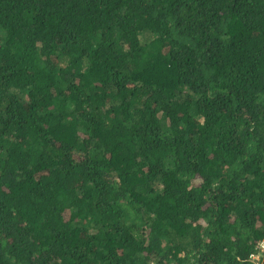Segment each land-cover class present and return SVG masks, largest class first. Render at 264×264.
Masks as SVG:
<instances>
[{
	"label": "trees",
	"instance_id": "obj_1",
	"mask_svg": "<svg viewBox=\"0 0 264 264\" xmlns=\"http://www.w3.org/2000/svg\"><path fill=\"white\" fill-rule=\"evenodd\" d=\"M263 238L264 0H0V264Z\"/></svg>",
	"mask_w": 264,
	"mask_h": 264
},
{
	"label": "built area",
	"instance_id": "obj_2",
	"mask_svg": "<svg viewBox=\"0 0 264 264\" xmlns=\"http://www.w3.org/2000/svg\"><path fill=\"white\" fill-rule=\"evenodd\" d=\"M262 253H264V239L257 243L256 250L250 254L249 259L255 258L257 254Z\"/></svg>",
	"mask_w": 264,
	"mask_h": 264
},
{
	"label": "rangeland",
	"instance_id": "obj_3",
	"mask_svg": "<svg viewBox=\"0 0 264 264\" xmlns=\"http://www.w3.org/2000/svg\"><path fill=\"white\" fill-rule=\"evenodd\" d=\"M257 246V243H256ZM264 259V253L262 254H257L255 258H251L250 261L253 262L254 264H262Z\"/></svg>",
	"mask_w": 264,
	"mask_h": 264
},
{
	"label": "clouds",
	"instance_id": "obj_4",
	"mask_svg": "<svg viewBox=\"0 0 264 264\" xmlns=\"http://www.w3.org/2000/svg\"><path fill=\"white\" fill-rule=\"evenodd\" d=\"M263 239H264V238H263ZM263 239H261V240H263ZM261 240H260V241H261ZM260 241H258V242H260ZM258 242H257V243H258Z\"/></svg>",
	"mask_w": 264,
	"mask_h": 264
}]
</instances>
